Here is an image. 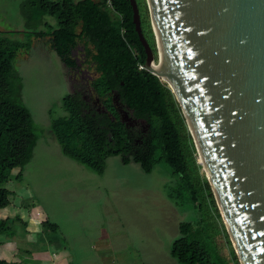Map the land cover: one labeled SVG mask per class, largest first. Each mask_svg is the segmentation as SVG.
I'll use <instances>...</instances> for the list:
<instances>
[{"label":"rangeland","instance_id":"obj_1","mask_svg":"<svg viewBox=\"0 0 264 264\" xmlns=\"http://www.w3.org/2000/svg\"><path fill=\"white\" fill-rule=\"evenodd\" d=\"M143 1L146 18L153 31L150 12L146 0ZM23 2L24 0H0V40L11 42L12 45L21 44L14 51V80L22 103L28 108L37 129L31 155L21 167L22 179L15 178V173L19 170V167H15L10 179L2 183L11 191L13 198L18 199L16 204L20 211L32 209L33 213L39 212V220L54 223L53 228L41 223L42 235L49 240L55 237L58 247L52 243L51 248H66L76 254L78 264H96L94 260L87 262L82 261V258L87 255L96 258L104 248L115 254L122 252L129 255L126 248L133 242L147 250L152 244L157 249L146 252L145 256L139 255L140 258L133 259L132 264H180L168 250L173 240L179 236V222L188 220H198L203 225V240L212 264H240L211 187L214 206L209 207L204 201L205 193L199 185L201 203L192 204L190 193L184 189L180 174L174 172L162 158L157 159L161 154L158 149L154 155L156 162L150 172H145L138 160H132V156L144 158L147 154L145 142L148 140L149 128L144 118L138 119L130 134L132 139L142 141L136 143L130 139L127 151L115 155L125 165L120 169L116 168L115 156L104 159L101 174L62 153L51 128V121L67 113L62 105L63 98L70 91L66 69L55 50L46 46L44 39L31 37L23 31L26 19ZM44 21L56 25L55 18L51 16H44ZM38 28L44 29L45 26L41 24ZM153 37L156 47L155 35ZM154 55L157 63V49ZM126 116L129 117L125 119L126 122L133 118L129 112ZM108 127L99 128L107 131ZM194 157L197 166L194 168L191 165L190 173L194 179L202 182L206 175L203 166L197 163L200 156L196 148ZM117 174L120 175V180L124 179L122 183L132 186L130 190H126L128 208L124 214L115 200L119 196L113 195L116 190L112 182ZM23 183H26L25 186ZM108 185L112 187L108 196L110 201L104 192L105 188H109ZM31 198H37L38 207L37 201L29 204ZM101 220L105 224L103 228L98 227ZM110 222L114 226H110ZM18 235L22 236V233ZM146 235L151 237L150 244L140 239ZM3 237L4 235L0 236L1 241ZM28 237L38 238V234L34 232ZM105 239L108 244L102 245ZM122 241L124 246L116 251ZM1 247L0 244V249ZM130 250L132 253L136 252L132 248Z\"/></svg>","mask_w":264,"mask_h":264},{"label":"water","instance_id":"obj_2","mask_svg":"<svg viewBox=\"0 0 264 264\" xmlns=\"http://www.w3.org/2000/svg\"><path fill=\"white\" fill-rule=\"evenodd\" d=\"M129 2L144 67L181 108L240 264H264V0H146L156 67Z\"/></svg>","mask_w":264,"mask_h":264},{"label":"trees","instance_id":"obj_3","mask_svg":"<svg viewBox=\"0 0 264 264\" xmlns=\"http://www.w3.org/2000/svg\"><path fill=\"white\" fill-rule=\"evenodd\" d=\"M23 8V31L31 37L48 36L61 61L67 63L78 41L92 44L88 52L101 72L93 85L99 93L116 88L122 102L148 125L147 154L144 158L132 156V160H138L143 170L150 172L158 149L161 154L157 159L162 158L180 174L192 204L201 203L199 185L205 193L204 201L209 207L214 206L208 181L202 178L198 182L190 173V166H197L195 148L174 94L166 81L139 67L144 66L146 55L135 30L129 0H24ZM44 16L55 18L56 25L44 21ZM145 22L152 41L150 21L146 18ZM41 24L44 29L38 28ZM13 44L0 40V208L8 206L11 193L2 183L10 179L15 167H19L15 178L22 179L21 167L31 155L37 134L14 80V51L21 44ZM62 105L67 113L53 118L51 128L64 155L102 173L106 157L129 148L128 133L120 122L111 124L107 131L100 129L81 115L68 93ZM13 219L0 217V236L4 235V239L12 234ZM42 223L52 228L55 225L47 220ZM178 227L179 236L171 243L170 255L180 264H212L203 240V225L198 220H188L180 221ZM0 264L14 263L0 258Z\"/></svg>","mask_w":264,"mask_h":264},{"label":"crops","instance_id":"obj_4","mask_svg":"<svg viewBox=\"0 0 264 264\" xmlns=\"http://www.w3.org/2000/svg\"><path fill=\"white\" fill-rule=\"evenodd\" d=\"M115 158H116L115 162L117 164L116 168L120 169L123 166H125L124 163L120 162L116 156ZM114 178L115 179L113 180L112 184L115 185L114 189L116 190V192H113V195L117 194L119 196V198L117 197L115 200L119 206V210H121V212L124 214L125 212H127V208H128V203L126 201V195H127L126 190L127 189L130 190L132 186L129 187L125 185V182L122 183L124 179L120 180L121 177L119 174H117V176ZM24 184L26 183H23V186H25ZM107 187L109 188H105L104 192L107 197V200L110 201L108 196H109V190L112 189V187H110L109 185ZM139 188H141V186ZM104 192L102 193V196L104 195ZM10 194H11L10 195L11 199L8 206L0 208V212L4 213L3 215L0 214V217L14 218L13 219L14 221L11 225L12 234L7 235V237L0 242L2 246L0 249V258H3L7 261H12L14 264H78L77 260H75L76 254L75 255L72 254L66 248H63L61 250L60 249L58 250L56 248V246L58 247V244L56 242L55 237L50 238L49 240L45 238L44 235H42L41 223L43 222V219L40 220L38 219L37 215H39V212L36 211L35 213H33V210L32 209L29 210V208H25V211H20L19 209L20 207H18L16 204V201H18V199L15 200L12 196V193ZM120 196H122V199L120 198ZM36 199L31 198L29 204L35 203V201H37L36 205L38 207L39 203L38 200ZM101 204L104 205L103 201H101ZM98 223L101 224L98 227L101 226L102 228L105 227L103 220H101ZM111 225L114 226L110 222V226ZM34 232L38 234V238L28 237L29 234H32ZM19 233H22V236H19L18 235ZM149 235L144 236V238L140 237V239L146 240L150 244L151 235L150 236ZM52 243L56 245L54 248H51ZM107 244H108V240L105 239V242H103L102 245H107ZM123 246L124 243L122 241L121 245H119L115 250L119 251V249H122ZM131 248L136 252L132 253V251L130 250ZM126 249L130 253L129 255L127 253H122V252L115 254L110 252V250L104 248L101 254L98 256L101 257L99 259L98 257L95 258V256H91V255H87V257L84 258H82L81 256V258L82 261L87 260V262L89 260L90 261L94 260L96 264H132V262L134 261L133 259H139L140 256L142 255L145 256L146 252L152 249H153L152 252H154L156 251L155 249L157 248L154 247L152 244L150 246V249L147 250L146 248L142 247V245L133 242L129 244ZM156 256L158 257L157 253ZM87 264H89V262ZM90 264H92V262H90Z\"/></svg>","mask_w":264,"mask_h":264},{"label":"flooded vegetation","instance_id":"obj_5","mask_svg":"<svg viewBox=\"0 0 264 264\" xmlns=\"http://www.w3.org/2000/svg\"><path fill=\"white\" fill-rule=\"evenodd\" d=\"M136 4L139 12L141 30L153 53H155L154 37L152 42L146 27L145 21L147 13L144 1L136 0ZM41 38L44 39V43L48 48L53 49L48 36L47 38L46 36H42ZM92 47L89 41L80 40L71 50L69 58H67V63L62 61L66 69V77L70 87V91L67 93L76 103L81 115L85 116L91 123L96 124L97 127L109 126L108 128H110L111 124L114 125V123L120 122L128 133V140H130L132 139L130 134L133 125L135 126L137 124L140 117L136 116L134 111L122 102L116 88L99 93L93 85L95 80L101 75V72L97 69L98 64L88 52V49ZM127 112L133 117L128 122L125 120L129 118L126 116ZM101 122L102 124H100ZM132 140L136 143L142 141V139H138V141L136 139Z\"/></svg>","mask_w":264,"mask_h":264},{"label":"bare ground","instance_id":"obj_6","mask_svg":"<svg viewBox=\"0 0 264 264\" xmlns=\"http://www.w3.org/2000/svg\"><path fill=\"white\" fill-rule=\"evenodd\" d=\"M153 67H156V62L154 61V63H153ZM200 164L203 166V168H204V171H205V164H204V162L202 161V159H201V157H200Z\"/></svg>","mask_w":264,"mask_h":264},{"label":"built area","instance_id":"obj_7","mask_svg":"<svg viewBox=\"0 0 264 264\" xmlns=\"http://www.w3.org/2000/svg\"><path fill=\"white\" fill-rule=\"evenodd\" d=\"M140 68L144 67L143 65H139Z\"/></svg>","mask_w":264,"mask_h":264}]
</instances>
